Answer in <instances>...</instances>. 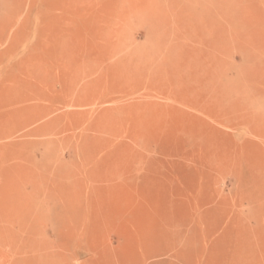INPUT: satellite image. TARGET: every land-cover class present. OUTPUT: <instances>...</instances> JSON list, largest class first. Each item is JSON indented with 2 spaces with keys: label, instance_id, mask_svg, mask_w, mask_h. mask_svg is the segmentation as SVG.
<instances>
[{
  "label": "rangeland",
  "instance_id": "1",
  "mask_svg": "<svg viewBox=\"0 0 264 264\" xmlns=\"http://www.w3.org/2000/svg\"><path fill=\"white\" fill-rule=\"evenodd\" d=\"M0 264H264V0H0Z\"/></svg>",
  "mask_w": 264,
  "mask_h": 264
}]
</instances>
